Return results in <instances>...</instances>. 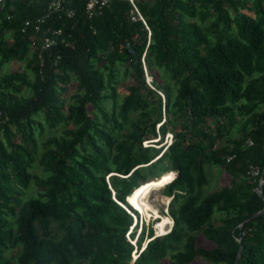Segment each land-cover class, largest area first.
<instances>
[{
  "label": "trees",
  "instance_id": "16d2710c",
  "mask_svg": "<svg viewBox=\"0 0 264 264\" xmlns=\"http://www.w3.org/2000/svg\"><path fill=\"white\" fill-rule=\"evenodd\" d=\"M85 3H0V68L31 72L0 75V264H233L241 244L238 264H264V214L239 226L264 208L247 175L264 167V0H111L93 18ZM45 14L41 62L22 26ZM227 119L244 120L236 136ZM207 164L232 180L204 195ZM159 166L169 175L151 182ZM160 183L172 229L131 231L133 198Z\"/></svg>",
  "mask_w": 264,
  "mask_h": 264
},
{
  "label": "rangeland",
  "instance_id": "374dc122",
  "mask_svg": "<svg viewBox=\"0 0 264 264\" xmlns=\"http://www.w3.org/2000/svg\"><path fill=\"white\" fill-rule=\"evenodd\" d=\"M249 1L251 2L252 0H249ZM0 59H1V57H0ZM16 70L21 71V72L26 71L27 73L31 74V72L27 69L26 62L20 63V62L15 61V60H10L7 63H5L2 66V68H0V75H3L5 73H9V72H12V71H16ZM150 80L151 79L149 77L148 78V81H150ZM121 85L122 84H119L120 91H122ZM31 92L32 91L28 90L27 89V86H26V87H24V89L21 92V94H23V95H29V94H32ZM67 101L68 102L69 101H72V99H70V97H68ZM91 109H92V107H91ZM97 111L100 112L99 109H97ZM163 115L165 116V113L164 112H163ZM164 116H163V118H164ZM38 119L40 121H44L43 115L40 114V116L38 117ZM226 121H227V127L231 130V132H230L231 134L229 135L231 137L233 135L234 136L237 135V134H234V132L237 131V128H239V129L243 128L244 120L241 121V122H238L237 124H235L234 125L235 128H232L233 125H231V121H229L228 119ZM64 125L61 124V125H59V126H57L55 128H52V127H49L48 125H46L45 126V134H44L43 139H45L48 136H52V135H62L63 134V131H64V128H65ZM156 128L157 129L159 128L158 125H157ZM170 134H172V133H166V136L164 138L163 143L164 144L167 143L166 146L169 145L172 142L171 141ZM229 136H227V137H229ZM226 139L227 138H224V139L220 140V145H225L226 144V142H225ZM158 140L159 139H156V140H148V141L144 142V145L145 146L155 145L153 143V141L155 142V141H158ZM161 146L162 145H156L157 148H159ZM167 168H168L167 166H164V167L163 166H159L158 168L155 169V174H157V175H163L164 173H166V171H168ZM36 171L39 174L42 173V169L41 168L40 169H37ZM206 173H207V177H208V183L202 188V192H203L204 195H207V194H209L211 192H214V191L220 189L221 187L226 186V185H229L231 183L232 177L228 175V173L223 169L222 166L214 165V164H207L206 165ZM167 175H169V173L168 174H165L162 177H159L157 179H152L151 182H153V181L157 182L158 180L164 179V178H166ZM33 188H34V190H38V187L36 185L33 186ZM164 196H167V195L164 193V188H163V189H160V190L153 191V193H150L148 195V197H147V200L149 201V203L151 205H153V206L155 205L154 207L157 206L156 208L161 213V216L162 215H168V211H169V204L166 205V201L164 200ZM142 214H144V215L140 219H138V221H139L138 234L140 233V231L142 229L143 222L145 223L146 229L148 228V226L150 225V223H153V226H154V229H155L156 222L159 219V218H155V217H153V218L147 217V215L145 213H142ZM217 218H219V215H215L210 220V224L217 225L218 224V221L216 220ZM54 226H56V224H54ZM167 226L169 227V230L167 231V233H168L172 229L173 223L168 224ZM155 231H156V229H155ZM134 243L136 244V241H134ZM198 243H199V245H201V246H203V247H205L207 249H214V248L217 247V244L214 241L209 240L203 234H200L198 236ZM146 244L147 243L145 242L144 245H143L142 250L144 249V247L146 246ZM15 251L16 250L14 249V250H11L10 252L11 253H15ZM138 256H139L138 255V252L135 251L133 253V261H135L138 258ZM156 264H175V262H174V260L171 257H168L167 260L160 261V262H158ZM194 264H210V262L209 261H206L205 258L199 257Z\"/></svg>",
  "mask_w": 264,
  "mask_h": 264
},
{
  "label": "built area",
  "instance_id": "2783aa9c",
  "mask_svg": "<svg viewBox=\"0 0 264 264\" xmlns=\"http://www.w3.org/2000/svg\"><path fill=\"white\" fill-rule=\"evenodd\" d=\"M5 0H0V3L4 2ZM111 0H86L85 3V11L89 18L95 17L97 14H101L103 12V9L110 3ZM61 3L59 1H55L52 3V5L49 7V10H61ZM74 11L70 10L68 11L69 16L74 15ZM139 16L142 20H144L141 13L138 11ZM49 14L42 15L35 19H26L24 21V25L22 26V32H26L30 27L34 28V34L31 36V50L34 51L38 49L39 58L41 59V62L43 60V53L42 51L45 49H48L51 47L55 40L49 36H39V32L42 30V23L46 19V17ZM62 33L61 29H58L54 31L55 35H60ZM38 47V48H37ZM173 139V135L171 134V141ZM249 144L252 145L253 141H249ZM233 158V156L228 157V161H230ZM247 175L252 178L253 180L257 181L258 183H262L264 179V167H261L259 165L250 164L247 169ZM264 185L261 186V189L263 190Z\"/></svg>",
  "mask_w": 264,
  "mask_h": 264
},
{
  "label": "bare ground",
  "instance_id": "6f19581e",
  "mask_svg": "<svg viewBox=\"0 0 264 264\" xmlns=\"http://www.w3.org/2000/svg\"><path fill=\"white\" fill-rule=\"evenodd\" d=\"M170 137H171V134H170ZM165 186H166L165 183L147 185L141 191L137 193V195L133 198V201H132L134 203V206L140 209V211L142 210L148 217H151V218L161 217L158 220V223L156 224V227H155L158 236H162L166 234L167 231L169 230V227L167 225L171 223L174 224V221L168 215L161 216V213L156 208L157 206L154 207L155 205L154 206L151 205L149 201L147 200V197L150 193H153V191L163 189ZM164 200L166 201V205H168L171 200V197L164 196Z\"/></svg>",
  "mask_w": 264,
  "mask_h": 264
},
{
  "label": "water",
  "instance_id": "95a60500",
  "mask_svg": "<svg viewBox=\"0 0 264 264\" xmlns=\"http://www.w3.org/2000/svg\"><path fill=\"white\" fill-rule=\"evenodd\" d=\"M262 185H264V179H263L262 183H259V184H257L255 186L254 190L257 192V194L260 197H262L264 199V192L261 189ZM262 214H264V208L262 210L258 211L257 213H255V214L249 216L248 218H246L244 221H242V223L239 226L242 227L245 222L250 221V220H252V219H254V218H256V217H258V216H260ZM155 232L157 234V231H155ZM239 241L241 242L242 239H239ZM242 250H243V245L241 244V246L239 248V251L237 253L236 259H235L233 264H238L239 263V260H240L241 254H242Z\"/></svg>",
  "mask_w": 264,
  "mask_h": 264
}]
</instances>
